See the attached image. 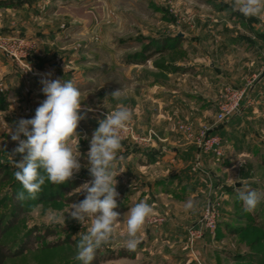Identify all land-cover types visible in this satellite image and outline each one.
<instances>
[{
    "label": "rangeland",
    "instance_id": "374dc122",
    "mask_svg": "<svg viewBox=\"0 0 264 264\" xmlns=\"http://www.w3.org/2000/svg\"><path fill=\"white\" fill-rule=\"evenodd\" d=\"M227 4L232 6L233 0H0V222L4 231L0 240L13 253L24 247L6 264H81L74 259L76 244L90 226V221L82 226L67 216L72 204L61 198L67 197L63 190L69 181L46 182L37 199L20 203L21 215L14 210L19 202L16 194L22 190L14 176L15 161H21L23 154L11 155L18 142L9 132L20 119L33 118L46 99L42 78L72 81L82 93V107L94 109L77 129L82 137V165L87 164L98 120L121 104L133 112L121 132L122 149L114 169L120 173L116 189L121 221L111 242L97 251L101 256H125L103 264H264V199L248 213L238 197L245 187L264 193V79L257 83L264 69V18L228 14ZM233 39L240 49L237 43L233 47ZM198 58L215 64L224 77L216 91L218 109L226 89L246 90L235 115L241 117L231 130V135L243 139L240 148L246 156L226 171L225 151L221 159L205 153L200 142L212 132L201 130L194 142L211 161L203 177L206 195L193 199L195 210L185 211L186 202L179 200L154 207L139 234L141 243L135 252L128 251L124 247L126 199L132 190L139 200V161L160 150L158 130L165 119L158 121V115L165 110L154 101L156 87L190 86L189 80H182L179 66ZM118 89L122 95L115 100L110 94ZM165 113L192 137L189 125L196 122L194 114L186 118L179 113L176 117L171 110ZM217 114L218 110L209 125L219 130L225 123L217 121ZM216 131L227 150V134ZM91 177L82 167L70 181ZM210 203H219L214 233L203 229L202 236L192 238L190 230L201 227ZM52 215L66 220L54 222Z\"/></svg>",
    "mask_w": 264,
    "mask_h": 264
},
{
    "label": "clouds",
    "instance_id": "9594fccd",
    "mask_svg": "<svg viewBox=\"0 0 264 264\" xmlns=\"http://www.w3.org/2000/svg\"><path fill=\"white\" fill-rule=\"evenodd\" d=\"M232 8L246 18H264V0H233ZM40 83L46 99L36 109L33 118L20 119L14 130L11 128L9 132L11 139L18 142L11 155L23 154L21 161H15L18 170L14 176L22 185L16 199L21 203L35 200L46 182L55 185L67 183L82 167H87L93 179L79 187L80 192L85 193V198L73 203L67 216L82 226L90 221L86 233L80 235L76 244L74 259L81 264H91L96 252L111 242L121 221V214L115 211L119 196L116 177L120 173L114 169L118 152L122 149L121 132L131 121L133 112L121 104L98 120L99 126L92 133L86 154L87 164L82 165L79 150L82 137L77 129L80 121L86 119L87 113L94 109L91 106L82 107V93L70 80L42 78ZM121 95V89L110 94L115 100H120ZM21 135L26 139H21ZM83 138L88 139L87 136ZM238 197L243 202L244 211L251 213L264 199V193L245 187L239 191ZM184 207L185 211L195 210V202L189 200ZM153 212L152 206L140 201L124 214V247L128 251H136L141 243L139 234ZM50 219L54 222L66 220L56 215Z\"/></svg>",
    "mask_w": 264,
    "mask_h": 264
},
{
    "label": "crops",
    "instance_id": "0c3cea01",
    "mask_svg": "<svg viewBox=\"0 0 264 264\" xmlns=\"http://www.w3.org/2000/svg\"><path fill=\"white\" fill-rule=\"evenodd\" d=\"M227 5L228 14H230V11H234L237 15H241L238 11L233 10L231 5ZM231 42L233 47L236 43L239 49L242 47L235 39ZM205 62V60L198 58L184 66H179V68H182L180 73L184 77L181 79L184 81L189 80L190 86L180 83L178 85L173 84L170 88L168 86L156 87L158 94L154 101L165 112L171 110L175 112V115L179 113V115L186 118L192 117L191 115L185 116L186 114H194L193 119L196 122L192 124L189 122L191 124L189 128L192 127L193 129V135L191 137L189 134L179 130L182 125L171 122L172 115H165L164 111L158 115V121H161V117L165 119L158 130L161 142L157 146H159L160 150L156 152L155 156H149L147 160L142 159L139 161L138 166H140V172L142 173L140 181L142 191L139 192L141 196L136 201L131 190L130 196L126 199V210H129L140 201H146L154 208L160 207L165 200L187 202L196 198L201 199L204 197L203 195H206V190L203 187V177L205 170L211 166L209 165L211 161L209 156L200 152L196 142H194L201 130L206 129V131L212 133L217 130L216 132L221 133V135H224L223 133L227 134V150H225L224 160L226 171L235 169L236 166L233 167L232 164L245 155L240 148L244 143L243 139L231 135V130L234 128L233 124L241 116H235L233 120L223 124L219 128L220 131L215 126L209 125L210 118L218 110L217 102L219 101V96L216 91L217 89L220 90L218 85L222 84L224 77L219 75V68L215 64H211L209 60V64H205ZM193 82L195 85H193ZM179 115H176V117H180ZM231 149L232 151L230 152ZM253 150L251 149L250 152L254 153ZM150 161H154V163H150ZM134 162L132 160L130 164ZM130 164L128 163V165ZM211 175H213L212 172ZM208 191L210 194L211 189ZM201 201L203 202V200ZM168 236L171 237V232L167 234ZM151 239L155 240L153 237ZM173 239L176 240L177 237L174 236ZM163 257L165 258V256Z\"/></svg>",
    "mask_w": 264,
    "mask_h": 264
},
{
    "label": "built area",
    "instance_id": "2783aa9c",
    "mask_svg": "<svg viewBox=\"0 0 264 264\" xmlns=\"http://www.w3.org/2000/svg\"><path fill=\"white\" fill-rule=\"evenodd\" d=\"M229 89V88H228ZM226 89V94L219 105L217 121L219 123H226L233 118L241 109L242 102L246 94V90L234 91ZM205 153L211 154L214 158L221 159L224 157V143L223 139L215 134H208L205 140L200 142ZM219 203H210L207 211L199 222L201 227L199 229H191L189 234L192 238H199L202 236V230L207 229L214 233L217 225ZM198 225V226H199Z\"/></svg>",
    "mask_w": 264,
    "mask_h": 264
},
{
    "label": "trees",
    "instance_id": "16d2710c",
    "mask_svg": "<svg viewBox=\"0 0 264 264\" xmlns=\"http://www.w3.org/2000/svg\"><path fill=\"white\" fill-rule=\"evenodd\" d=\"M180 39V38H179ZM178 39V42H180V40ZM163 44V48L166 49L165 44L166 43H162ZM214 134V133H212ZM221 134V133H220ZM93 179V177L89 178V179H84V180H77L76 182H72L69 181V183L67 184V187L63 190L64 191V195H66L67 197L61 198L64 199L67 203L69 204H73V203H78L80 201H82L85 198V194L77 192L78 188L83 184V182L89 181ZM21 202L16 203V205H14L15 207V212L16 214L21 215L24 208L23 206L20 205ZM115 211L119 212L118 209H115ZM123 211V210H121ZM120 211V212H121ZM16 221V220H15ZM16 222H13L11 224V226H13V224H15ZM1 222H0V238L1 235L3 234L4 231L1 230ZM24 252V247L19 250L17 253H13L12 250H10L6 245H4L1 240H0V264H6L7 260L9 258H11L12 256H18L20 254H22ZM125 254H121L118 257H124ZM117 256H101L99 252H96L95 258L94 260L91 262V264H103L104 262L108 261V260H116L118 258Z\"/></svg>",
    "mask_w": 264,
    "mask_h": 264
},
{
    "label": "water",
    "instance_id": "95a60500",
    "mask_svg": "<svg viewBox=\"0 0 264 264\" xmlns=\"http://www.w3.org/2000/svg\"><path fill=\"white\" fill-rule=\"evenodd\" d=\"M264 79V69L262 70V72L260 73L258 79H257V83L262 81Z\"/></svg>",
    "mask_w": 264,
    "mask_h": 264
}]
</instances>
